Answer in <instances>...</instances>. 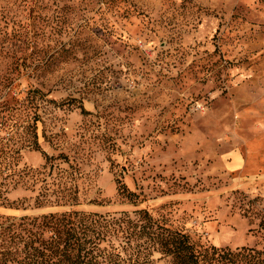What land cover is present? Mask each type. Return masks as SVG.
Listing matches in <instances>:
<instances>
[{"label": "rangeland", "instance_id": "obj_1", "mask_svg": "<svg viewBox=\"0 0 264 264\" xmlns=\"http://www.w3.org/2000/svg\"><path fill=\"white\" fill-rule=\"evenodd\" d=\"M47 50L29 81L65 102L42 109L58 133L42 147L79 162V185L96 202L77 209L147 206L203 243H264L239 210L243 193L264 196V0H0V78L24 89L30 55ZM23 162L44 160L26 150ZM116 178L141 205L118 195ZM62 210L0 206V215Z\"/></svg>", "mask_w": 264, "mask_h": 264}, {"label": "trees", "instance_id": "obj_2", "mask_svg": "<svg viewBox=\"0 0 264 264\" xmlns=\"http://www.w3.org/2000/svg\"><path fill=\"white\" fill-rule=\"evenodd\" d=\"M49 52L40 58L30 55V70L22 75L27 81L24 89L17 88V77L0 78V206L65 210L0 215V264H264V243L233 249L203 243L168 216L138 207L143 202L140 193L121 178H116L118 195L138 208L105 213L77 209L84 202H96L88 200L79 185V162L62 150L49 154L42 147V142L54 145L58 137L45 128L42 109L65 102L49 98V90L29 81L40 75ZM79 108L89 113L82 104ZM26 150L40 152L43 164H25ZM18 188L29 196L9 201L8 193ZM242 197L239 210L250 224L256 222L250 230L264 242V196Z\"/></svg>", "mask_w": 264, "mask_h": 264}]
</instances>
